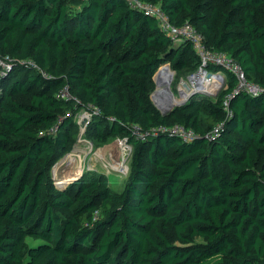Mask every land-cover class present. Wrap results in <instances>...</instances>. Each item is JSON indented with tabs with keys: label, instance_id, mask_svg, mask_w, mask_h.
Masks as SVG:
<instances>
[{
	"label": "trees",
	"instance_id": "trees-1",
	"mask_svg": "<svg viewBox=\"0 0 264 264\" xmlns=\"http://www.w3.org/2000/svg\"><path fill=\"white\" fill-rule=\"evenodd\" d=\"M143 1L261 90L209 63L220 92L163 115L155 73L201 66L189 39L126 0H0V264H264V0ZM82 109L88 137L132 145L120 191L104 172L55 181Z\"/></svg>",
	"mask_w": 264,
	"mask_h": 264
},
{
	"label": "rangeland",
	"instance_id": "rangeland-1",
	"mask_svg": "<svg viewBox=\"0 0 264 264\" xmlns=\"http://www.w3.org/2000/svg\"><path fill=\"white\" fill-rule=\"evenodd\" d=\"M8 66V61L0 57V73L1 70L5 72L6 69H8ZM165 68L162 69L163 71L161 68L159 69L161 70V81L160 79L158 80L157 77L159 70L155 73L156 88L152 93L153 101L162 110L167 107L168 104L178 105L179 100L177 98L180 99L181 97L180 90L185 86L184 83H188V81L191 82L192 79H195L197 71L200 70V67L189 70H175L174 77L172 76L169 82L164 83L165 80L171 77H169L171 73L167 72L168 68ZM203 69H207V67ZM208 69L210 68L208 67ZM223 83L224 84H219L216 94L219 93L225 85V82ZM164 87L173 93H171V98L168 99L167 106L162 105L161 95L159 94V90ZM198 93L201 92L196 89L190 94ZM88 118V112L82 109L79 112L77 119L80 124V134L78 141L76 142L77 144L72 151L64 154L52 168L55 181H59L58 183L60 184L61 181L68 180L64 183L65 185H68L69 183L78 180L86 171L104 172L109 178L111 187L115 191H120L127 179V173L129 171V162L127 160L129 154H127V150H129L130 144L120 136H113L104 143L90 136L88 137L85 130L86 123L89 120ZM84 121L85 123H83ZM27 241L30 245H35L40 242V240H35L31 237H28Z\"/></svg>",
	"mask_w": 264,
	"mask_h": 264
},
{
	"label": "built area",
	"instance_id": "built-area-1",
	"mask_svg": "<svg viewBox=\"0 0 264 264\" xmlns=\"http://www.w3.org/2000/svg\"><path fill=\"white\" fill-rule=\"evenodd\" d=\"M126 1L133 8L142 9L146 13L154 16L158 21L159 26L172 37L189 39L192 42L195 51L200 56L202 65L199 66L200 70L197 71L196 78L192 79L191 82L188 81V83L187 82L184 83L185 86L183 87V89L180 90V96H181L180 99L175 96L179 100L178 101L179 103L177 102L178 104L187 101L193 95L190 93L196 89L201 93L206 92L212 96L218 94V93L216 94V91L219 88V84H224L223 82H226L227 73L223 70L217 71V70L208 69L209 63L225 64L228 68L232 69L240 79L238 90L247 89L251 92H258L261 90V88L258 85L248 82L245 79V75L240 65L234 60V58H232L228 54L219 53L210 49L205 42L203 34L192 23L185 22L180 25L173 24L170 20L169 15L163 10L160 4L143 1V0H126ZM7 61L9 63L8 69H11L10 60ZM164 65H162L163 67L160 66L161 70L167 67L168 71L171 73V77L164 81V83L165 82L167 83L171 80L172 76L174 77L175 70L171 68L169 63H166L165 66ZM205 67H207V69H203ZM161 70H159L157 73L158 80L160 75L159 73ZM215 77L217 78V80H214L212 83L211 79H214ZM226 104H228L227 101ZM166 128L167 127H164V129ZM171 129L185 136L186 138L192 137L194 135V132L192 130H186L181 125H175L171 127ZM129 147L130 148L129 150H127V154H130L132 150V145H129Z\"/></svg>",
	"mask_w": 264,
	"mask_h": 264
},
{
	"label": "bare ground",
	"instance_id": "bare-ground-1",
	"mask_svg": "<svg viewBox=\"0 0 264 264\" xmlns=\"http://www.w3.org/2000/svg\"><path fill=\"white\" fill-rule=\"evenodd\" d=\"M164 69V68H163ZM166 69V68H165ZM163 71V70H162ZM167 72L168 73H170L168 70H167ZM160 74V73H159ZM167 75H169V74H167ZM171 76V74L169 75V77ZM159 79H160V75H159ZM214 80H217L216 78H214V79H212L211 81H212V83H213V81ZM160 81H161V79H160ZM163 81V80H162ZM171 93L172 92H170L169 90H167V88H162V89H160L159 90V94L161 95V100H162V105L163 106H167V104H168V99L169 98H171ZM173 94V93H172ZM169 105V104H168ZM68 180H63V181H61V183L60 184H64L65 182H67Z\"/></svg>",
	"mask_w": 264,
	"mask_h": 264
},
{
	"label": "water",
	"instance_id": "water-1",
	"mask_svg": "<svg viewBox=\"0 0 264 264\" xmlns=\"http://www.w3.org/2000/svg\"><path fill=\"white\" fill-rule=\"evenodd\" d=\"M175 106H176V104L175 105L174 104H170L167 107H165L163 110L162 109H160V110L163 113V115H169L170 112L174 109ZM83 123H85V121Z\"/></svg>",
	"mask_w": 264,
	"mask_h": 264
}]
</instances>
